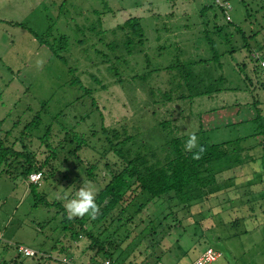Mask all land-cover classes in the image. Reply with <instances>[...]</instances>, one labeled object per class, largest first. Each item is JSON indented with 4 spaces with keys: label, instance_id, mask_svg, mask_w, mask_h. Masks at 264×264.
<instances>
[{
    "label": "rangeland",
    "instance_id": "374dc122",
    "mask_svg": "<svg viewBox=\"0 0 264 264\" xmlns=\"http://www.w3.org/2000/svg\"><path fill=\"white\" fill-rule=\"evenodd\" d=\"M227 1L232 26L227 25L212 0H0L1 133L7 130L12 135L24 134L15 141L16 148L26 144L25 136L32 134L34 137L28 138L27 146L42 160L48 151L35 134L43 135L47 125H52L51 129L56 127L50 141L58 144L57 150L55 158L49 160L54 174L39 180L37 191L40 194L47 200L61 199L65 206L68 200L76 197L83 184L90 182L97 190L96 183L106 173L103 161L100 158L96 162L95 177L88 180L77 159L85 163L88 157L98 158L103 143L98 134L101 125L117 127L122 124L133 136L150 139L152 145H157L163 142L161 135L168 136L169 131L187 140L189 134L197 132L198 115L206 111H215L210 115L214 122L226 120L230 115L234 121L247 119V110L238 106L252 102V96L257 93L259 101L262 100L259 68L256 70L251 53L264 44L261 17H264V0ZM245 12L253 14L255 19L252 16L244 19ZM127 18L138 20L143 38L141 45L136 39L126 43L121 31L117 30ZM257 21H262V26L257 36L248 42L252 49L248 51L232 28L247 31ZM255 40L259 43H254ZM211 47L220 54L217 62L211 59ZM230 47L234 48L231 53L228 52ZM200 59L205 62L193 66L195 72H206L199 88L221 75L225 82L219 83L218 88L223 85L236 89L190 98L194 88L180 82L172 68L178 63L191 65ZM218 62L220 68H217ZM71 79L77 81L73 83ZM164 93L172 100L163 101L161 95ZM231 105L237 113L226 116L218 111L224 109L221 106ZM152 112L154 118L149 115ZM36 113L38 127L24 131L26 123ZM152 118L169 122V128L162 130L160 127L157 131L160 136L152 134ZM244 122L238 128L206 129L205 133L198 134H204L213 142L230 140L251 133L253 124ZM65 132L82 137L85 145L74 154L68 152L78 142L71 140L68 134L64 138ZM94 132L96 135L92 136ZM254 142L249 140L248 144ZM56 157H65L68 161L59 164ZM73 164L77 168L71 171ZM50 165L43 169L45 174ZM250 165L256 167L257 160ZM10 168L3 173L0 169V264H41L35 258L17 255L15 245L46 253L57 244L54 253H65L61 251L64 248L59 249L61 246L69 252L75 247L73 243L66 241L58 246L61 241L57 238H61L62 231L57 209L34 204L26 185ZM261 179L258 189L261 185L264 187V174ZM217 185L213 189L223 186ZM211 200L208 204L204 201L192 204L185 217L178 212L174 214L181 223L168 237L165 226L172 215L171 206L165 200H153L152 205L142 209L130 223L137 227L141 219L140 226L149 227L148 222L156 213L160 219L165 217L153 234L144 232L140 237L137 249L141 257L149 252L161 253L166 261L175 256L188 263L203 248L210 247L221 253L210 264H264V233L258 231L264 224L260 204H252L249 212L253 214L237 219L235 228L230 224L232 216H227L225 210L217 211V201ZM112 217L111 214L109 218ZM114 224L119 225V222ZM92 231L96 229L92 227ZM109 231L112 228L104 234ZM123 232L120 228L119 233L123 235ZM163 236L172 247L160 252L163 247H158L156 240ZM177 245L185 251L183 256L175 248ZM78 250L73 248L70 257L77 260ZM43 264L54 263L47 260Z\"/></svg>",
    "mask_w": 264,
    "mask_h": 264
},
{
    "label": "trees",
    "instance_id": "16d2710c",
    "mask_svg": "<svg viewBox=\"0 0 264 264\" xmlns=\"http://www.w3.org/2000/svg\"><path fill=\"white\" fill-rule=\"evenodd\" d=\"M251 16L254 20L255 16L253 14L249 15L245 12L244 19H250ZM261 17L264 20L262 15ZM229 21H227V25L232 26ZM261 26L262 21H257L247 31H243L238 27L232 28V31L239 35L242 46L248 51H252L249 48L248 42L257 36L256 34ZM116 28L121 31L126 43H129L132 39H136V42L141 45L143 40L142 32L136 18H127ZM254 43L257 44L259 42L255 40ZM211 49V59L217 62L220 54L214 48L211 47ZM258 49V51L254 52L258 53L259 59L264 60V44L258 46ZM233 51L234 48L231 47L228 50L230 53ZM126 53L130 54L129 48H127ZM58 58L60 57L58 56ZM251 58L254 60L253 62L257 70L259 66L257 58L256 56H251ZM198 62H205V60L194 61V64L191 65L178 63L173 65L172 68L180 82L183 81V84L194 88V91L190 94V98L209 95L212 92L218 93L220 91L236 89V87L226 88L223 85L220 86L221 88H218L217 85L219 83L225 82V77L221 75L211 78L210 82L199 88L201 79H204L206 72H195L193 70V66ZM217 68H220L219 62L217 63ZM258 76L262 100L259 101L260 95L257 93L252 96V102L244 103L241 106L236 105L239 109L244 108L247 110V119H244L248 120L247 122H244V120L234 121L231 115L229 118L227 117L230 120H224L223 115L227 116V114L237 113L233 105L229 107L221 106L224 109L218 110L223 114L219 115V118L223 119L217 120V122H214L215 120L210 116L215 111H206V113L198 115L196 119L197 132L194 133L199 138V144L205 148L200 159H193V153L185 151L184 145L187 141L185 137L179 138L173 136L171 131L168 132V136L161 135L163 142L152 145L150 139L143 140L133 136L126 131V128L122 124L117 127H105L101 125L98 134L103 143L101 144L102 151L98 153V158L93 159V157H88L85 163L80 158L77 159V162H80L84 177L88 180L95 177L96 162L100 158L103 161L102 167L106 173L101 178V181L96 183V203L100 207V213L95 220L90 219L87 215L82 218L68 220L62 200H47L44 195L37 191L39 185L28 180V175L34 171L41 173L40 179L51 177L54 174V169L50 165L49 160L55 158L58 145H54L50 141L53 138L52 131L56 128L55 126L51 129L52 125H47L43 135L39 136L35 134V138L39 139V142L48 151V154L42 160L32 150H29L27 146V140L33 136L32 134L25 136L26 144L22 143L16 148L15 141L19 137L22 138L24 134L12 135L7 130L2 133L0 130L1 173L8 171V168L11 167V172L26 185L34 204L56 208V212L59 214L58 224L62 231L61 238H57L61 241L58 246L63 245L66 241L67 243H73L75 245L73 248H78L79 253L81 254L82 252L81 255L84 256L80 258L79 254L77 260L71 258L70 252L73 251V248L67 252L68 249L64 246L59 247V249L64 248L61 251H65V253H54L53 250L56 249L57 244L51 246V251L46 253L41 252V250H33L27 246L15 245L16 254H20L18 250L19 246L29 248L32 254L22 256L35 258L36 261H41V264L47 260L52 261L54 264H67L66 261L74 264H99L104 259H108L110 264H172V262L173 264H188L186 260H180L179 257H170L169 261H166L163 259L161 253L154 255L152 252H149L141 257L140 252H138L137 244L142 234L144 232H148L146 235L153 234L157 226L162 225L161 220L165 219V217L160 219L156 213L148 222L149 227L140 226L141 219H139L140 223L138 222L139 226L137 227L134 223L130 224L135 215L141 213L142 209L147 206L152 205L151 202L153 200L162 199L168 203L169 207L171 206L170 212H172V215L169 223H166L165 226L167 237L181 223V220L173 215H176L178 212L185 217V213L189 212L191 206H193L192 204L197 202L204 201L208 204L211 199H213L211 201H217L215 202V205L218 206L216 210H225L227 216H232L230 224L235 226V228L237 227V219L239 220L243 216L253 214L249 212L253 208L252 204H260L259 210L264 216V187L261 185L259 189L257 188V184H262L261 177L264 174V82L260 77V73ZM76 81V79H71L73 83ZM247 81L249 84L250 80L248 79ZM255 91L257 90L255 89ZM161 96L163 101L169 102L172 100L171 96L169 97L167 93ZM91 104L95 105L93 101ZM260 105L263 107H260ZM149 115L154 118L153 112L149 113ZM38 118L37 113L34 114L31 120L26 123L27 127H24L23 130L37 128L39 123ZM153 121L152 134L158 135L157 131L160 127L162 130L169 128V122L158 119L156 121L153 119ZM242 122L247 125L253 124L254 127L253 130L251 129V133L219 142L209 141L204 134H198L200 132L205 133L206 129L215 131L221 127L238 128L243 124ZM143 126H146V124H143ZM57 129L62 131L61 128ZM67 134L71 140L78 142V145L74 146L72 151H68L74 154L77 149L85 145L84 139L67 132L63 133L64 138H66ZM91 135L95 136L96 133L94 132ZM9 138L12 139L11 142L8 141ZM62 140L65 141L64 139ZM249 140H255L254 144H248ZM56 160L59 164L68 161L65 157L62 159L56 157ZM256 160L257 166L251 167L250 164ZM47 165L50 166L46 168L47 174H45L43 169ZM74 167L77 168L73 164L71 171ZM217 184H223V186L213 189V186ZM60 195L63 196L64 194ZM175 210L176 212H174ZM207 210L209 209L207 208ZM239 210H243L244 212H238ZM170 212L166 216V219L169 217ZM111 214L113 217L109 218ZM123 215H126V217L123 218ZM115 222H119V225H115ZM87 223H89L88 226ZM216 223L219 225V222ZM260 226L262 227L258 231L264 233V224ZM92 227L96 229V232L92 231ZM109 228H112V231H109L107 235L104 234ZM120 228L124 230L123 235L119 233ZM137 228L138 231H136ZM242 232L245 231L243 230ZM164 237L156 240L158 247H163L160 252L166 251L167 247H172V244L167 243ZM125 239L127 241L124 243ZM175 242H178V240L176 239ZM67 247L69 248V246ZM175 248L183 256L185 251L180 249L179 245ZM206 248L208 247L203 248L201 251ZM201 251L198 253L200 254ZM2 264L6 263L3 262Z\"/></svg>",
    "mask_w": 264,
    "mask_h": 264
},
{
    "label": "clouds",
    "instance_id": "9594fccd",
    "mask_svg": "<svg viewBox=\"0 0 264 264\" xmlns=\"http://www.w3.org/2000/svg\"><path fill=\"white\" fill-rule=\"evenodd\" d=\"M184 148L185 151L193 153V159H200L201 154L205 151V148L199 144V138L194 132L189 134ZM96 195L97 193L90 182L83 184L79 188L76 197L68 200L65 204L66 218L72 220L87 215L90 219L95 220L100 213V207L96 203Z\"/></svg>",
    "mask_w": 264,
    "mask_h": 264
},
{
    "label": "built area",
    "instance_id": "2783aa9c",
    "mask_svg": "<svg viewBox=\"0 0 264 264\" xmlns=\"http://www.w3.org/2000/svg\"><path fill=\"white\" fill-rule=\"evenodd\" d=\"M213 4L218 7L221 11V14L224 18V20L229 21V15L227 13V11L230 9V5L228 3L227 0H212ZM256 56L257 58V63H258V68H259V73H260V77L262 79V81L264 82V60L263 59H259L258 57V53L257 52H253L252 55ZM41 178V173L39 171H34L31 172L28 175V180L32 183H38L39 179ZM2 241V236L0 233V242ZM18 250L20 252L21 255H26L29 256L32 254V251L29 248L26 247H22L19 246ZM220 256V253L216 250L211 249L210 247L204 249L203 251H201V253L192 261L191 264H209L212 261H214L215 259H217ZM67 264H74L72 262H67ZM99 264H110L108 259H104L102 260Z\"/></svg>",
    "mask_w": 264,
    "mask_h": 264
},
{
    "label": "crops",
    "instance_id": "0c3cea01",
    "mask_svg": "<svg viewBox=\"0 0 264 264\" xmlns=\"http://www.w3.org/2000/svg\"><path fill=\"white\" fill-rule=\"evenodd\" d=\"M9 140V139H8ZM27 189V188H26ZM184 255V254H183ZM199 255V253H197L195 256H193V258H191L190 259V261L188 260V264H191V262L197 257ZM220 255H221V253H220ZM173 257H175V256H173ZM172 264H173V262H172ZM178 264V263H177ZM180 264V263H179Z\"/></svg>",
    "mask_w": 264,
    "mask_h": 264
}]
</instances>
